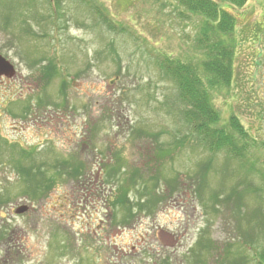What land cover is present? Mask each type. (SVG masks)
Instances as JSON below:
<instances>
[{"label": "rangeland", "instance_id": "obj_1", "mask_svg": "<svg viewBox=\"0 0 264 264\" xmlns=\"http://www.w3.org/2000/svg\"><path fill=\"white\" fill-rule=\"evenodd\" d=\"M92 1L114 28L82 0H0V55L15 70L0 76V264H191L203 228L249 260L238 226L249 230L248 209L264 218V181L194 140L157 62L199 60L201 18L171 0ZM225 8L236 18L233 77L212 102L220 126L239 118L245 156L264 171V0ZM231 188L238 211L220 200ZM201 257L194 264H211Z\"/></svg>", "mask_w": 264, "mask_h": 264}, {"label": "trees", "instance_id": "obj_2", "mask_svg": "<svg viewBox=\"0 0 264 264\" xmlns=\"http://www.w3.org/2000/svg\"><path fill=\"white\" fill-rule=\"evenodd\" d=\"M56 1V0H55ZM87 3L97 16L108 26L114 28L115 25L108 20L107 14L92 0H82ZM247 0H171V2L181 7V11L197 15L201 18L199 24L198 34L195 37V46L201 51V58L197 61H181L173 59L169 56H158V66L162 74L170 79L177 88V96L181 107L179 106V113L187 124L189 130L194 136V140L202 147L208 149L211 153L223 150L228 158L239 160L241 166L257 172L258 176L264 181V171L258 169L245 156L248 152L250 137L245 130L239 118L234 114L229 117L228 125L220 126V115L214 107L212 102L211 92L214 89L226 88L231 85L233 77V59L236 45V18L234 14L225 8L241 7ZM60 0H57V4ZM26 30V29H25ZM52 64H51V63ZM44 65L42 70H46L47 74L55 71L56 62L50 61ZM41 70V69H40ZM160 152L165 153V149H160ZM161 153V154H162ZM230 158V159H231ZM66 162L62 164L65 166ZM60 166V165H59ZM73 173L82 170L83 164L72 163ZM204 164L200 167L201 171L198 176L204 179ZM210 164L208 165V167ZM26 168V167H20ZM31 171V170H30ZM65 172V171H64ZM75 173V174H76ZM71 174V171L68 172ZM42 183L46 180L44 176L40 178ZM168 181V179H164ZM172 180V179H171ZM169 180L167 186L170 190L174 188H181L180 180H175L172 184ZM204 181L199 182V191L203 186ZM37 185L39 183L37 182ZM250 191L249 185L244 186L243 192ZM163 195V194H162ZM215 192L209 195V198L215 196ZM242 193L239 190L231 188L230 192L222 197L223 202L230 203L232 198L235 201L227 207L237 211L238 204L245 206L242 200ZM158 195L153 194L149 198V205L157 201ZM120 203L127 208L128 201L126 194H121L119 197ZM1 202V199H0ZM225 204V202H224ZM243 207V206H242ZM217 209V208H216ZM240 211V210H239ZM244 221L249 227V230H254V236L251 231L238 226L240 236L248 237L250 239L248 245L252 249V255L249 260L253 264H264V218L257 208L243 212ZM128 215L123 217L126 221ZM206 229L203 228L201 234L189 249L192 251L193 261L204 262L201 256H208L211 264H245L249 261L245 255L240 254L237 250L232 251L230 248L226 250L224 247L220 248L216 242L210 237L203 235ZM256 232V233H255ZM243 245V243H242ZM244 246V245H243ZM209 260V259H208ZM213 260V263H212ZM165 264L171 263L168 259L164 260Z\"/></svg>", "mask_w": 264, "mask_h": 264}, {"label": "water", "instance_id": "obj_3", "mask_svg": "<svg viewBox=\"0 0 264 264\" xmlns=\"http://www.w3.org/2000/svg\"><path fill=\"white\" fill-rule=\"evenodd\" d=\"M0 65L3 66V68L7 69L8 71H12L13 70V67L12 65L10 64V62L8 60H6L3 56L0 55Z\"/></svg>", "mask_w": 264, "mask_h": 264}, {"label": "flooded vegetation", "instance_id": "obj_4", "mask_svg": "<svg viewBox=\"0 0 264 264\" xmlns=\"http://www.w3.org/2000/svg\"><path fill=\"white\" fill-rule=\"evenodd\" d=\"M2 75H7V76H13L15 75V70L13 69L12 71H8L6 68L4 69L2 65H0V76Z\"/></svg>", "mask_w": 264, "mask_h": 264}]
</instances>
